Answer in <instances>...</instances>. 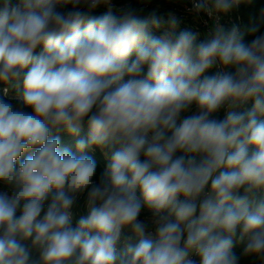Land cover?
<instances>
[{
    "label": "clouds",
    "instance_id": "9594fccd",
    "mask_svg": "<svg viewBox=\"0 0 264 264\" xmlns=\"http://www.w3.org/2000/svg\"><path fill=\"white\" fill-rule=\"evenodd\" d=\"M149 5L0 0V264H264V8Z\"/></svg>",
    "mask_w": 264,
    "mask_h": 264
},
{
    "label": "trees",
    "instance_id": "16d2710c",
    "mask_svg": "<svg viewBox=\"0 0 264 264\" xmlns=\"http://www.w3.org/2000/svg\"><path fill=\"white\" fill-rule=\"evenodd\" d=\"M18 0H12V3H17ZM188 5H190V0H153V5H149L148 8L145 11V14L147 12L151 11L152 7H158L161 14L166 13L167 11H175L177 16H181V12L184 11V8H186ZM261 8H264V0H251V3H241L239 5V14L241 15L243 19V26H244V39L245 41H249L252 37L247 32V29L251 27V25L254 23L256 18H258L259 11ZM105 11V9L101 8L96 10L92 13V15H100ZM39 51V49H38ZM3 86H6L4 84H0V88ZM10 88V92L12 95L17 96L18 92L15 88ZM0 98L2 97V94L0 92ZM12 103H17V101H10ZM222 118L223 116V110L219 114ZM74 139L73 137L61 133V141H62V147H70L73 151H75L74 148ZM89 155H91L97 162V176L103 171L104 167L106 166L107 161L104 159L103 154L96 150L94 152H90ZM75 213H78L77 220L81 215L86 214V209L83 207V201L81 200L79 203V206L75 209ZM76 224V223H75ZM75 224L73 226H75ZM243 247L244 245L242 243H236L235 247L233 248L234 253L240 257L239 264H253V262L249 259H245L242 255L243 253Z\"/></svg>",
    "mask_w": 264,
    "mask_h": 264
},
{
    "label": "built area",
    "instance_id": "2783aa9c",
    "mask_svg": "<svg viewBox=\"0 0 264 264\" xmlns=\"http://www.w3.org/2000/svg\"><path fill=\"white\" fill-rule=\"evenodd\" d=\"M191 2L190 5H188L186 8H184V11L181 12L180 18H182V22L180 24V28L183 29L185 27L191 28L193 31H199L202 34L205 33L210 26H215V24L219 23L220 25L224 26L226 29H230L233 25L238 26L242 31H244L243 26V19L241 15L239 14V6L234 7L230 12L226 14H219V16L209 17L207 14L202 13L200 16H196L192 13L191 10ZM203 39V35L200 37ZM6 86H3L0 88V92L2 94L3 99L8 101H16L14 95L11 94L10 88L7 96H4V88ZM79 214L75 213L74 211V217H73V225L77 221V216ZM143 218V216L141 217ZM198 259V257L196 258Z\"/></svg>",
    "mask_w": 264,
    "mask_h": 264
}]
</instances>
